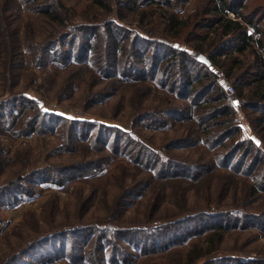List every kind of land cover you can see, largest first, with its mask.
Returning a JSON list of instances; mask_svg holds the SVG:
<instances>
[{"label": "trees", "instance_id": "1", "mask_svg": "<svg viewBox=\"0 0 264 264\" xmlns=\"http://www.w3.org/2000/svg\"><path fill=\"white\" fill-rule=\"evenodd\" d=\"M191 1L88 0L81 19L73 22L64 0H0V138L55 135L58 151L70 157L30 168L27 148L10 155L0 141V173L18 164L14 176L0 182V205L32 197L30 184L37 179L67 189L118 161L108 218H87L81 206L73 227H67L70 221L54 224L48 208L49 228L11 250L0 264H119L118 252L129 248L124 241L130 231L166 236L143 253L166 251L190 238H206L217 249L224 234L248 231L264 237V0H200L179 16ZM23 10L48 25L40 39L30 22L19 39L14 17ZM24 52L28 59L23 61ZM198 55L209 66L199 63ZM21 65L26 87L36 90L41 83L34 69L63 70L56 101L80 114L114 98L108 119L117 121L127 90L128 129L42 110L15 90ZM80 79L85 91L72 100ZM243 130L253 137L240 138ZM155 131L170 134L154 143L146 132ZM187 150L202 153L192 158L182 154ZM190 192L196 200L191 206ZM94 194L95 188L82 205ZM142 199L143 227L126 225L122 210ZM212 250L194 248L185 264H198ZM223 262L264 264V254L213 256L200 264Z\"/></svg>", "mask_w": 264, "mask_h": 264}, {"label": "rangeland", "instance_id": "2", "mask_svg": "<svg viewBox=\"0 0 264 264\" xmlns=\"http://www.w3.org/2000/svg\"><path fill=\"white\" fill-rule=\"evenodd\" d=\"M88 0H64L65 4L71 10V20L79 21L84 14V7ZM200 0H193L190 3L181 6L179 16L188 15L197 6ZM151 8V7H150ZM149 9V8H148ZM145 8V11L148 10ZM73 14V16H72ZM158 18H155L157 20ZM73 21V22H74ZM30 22L38 32V39L48 29V25L36 18L35 16L21 11L20 14H16L14 17V26L17 30L18 37L21 40L23 36L24 24ZM23 49V48H22ZM28 54L24 52L22 60H27ZM18 83L15 88L19 94L23 93L28 99L36 100L40 108L44 111H52L58 115L67 117L69 119H87L105 122L109 125H115L123 129H128L130 124L129 112L130 105L128 101L129 92L124 91L123 98V110L117 121H112L109 118L111 105L114 103V98L108 102L100 104L90 110L89 113L80 114L78 110L70 107H64L57 103L55 98V92L58 89L62 79L65 77V72L56 66H52L43 71L34 69L37 76V82L41 83L40 88L37 90L33 87H26V79L28 75L24 72L23 65L19 67ZM225 88L229 86L224 82ZM24 92H21L24 90ZM85 91V79H80L72 92V100L78 99ZM2 93V87L0 84V97ZM233 94V93H232ZM154 141L159 143L170 132L155 131L152 133L146 132ZM253 137L249 132L243 130L240 138ZM0 141L5 143L9 149L8 153L13 155L20 149L27 148L26 151L29 155V159L32 161L30 168H40L48 166L49 163H59L60 161L68 160L70 157L66 154H61L58 151L60 142L55 135H32L27 138L19 137L15 140H9L7 138H0ZM197 153H202L200 150H187L183 151V155L194 158ZM16 164L14 167L6 166L0 173V182L14 176L17 170ZM118 161L108 166L103 174L95 178H89L84 181L74 182L67 189H59L50 185L46 179H37L34 185L30 184L31 189L35 192L32 197L25 196L23 201L16 205H0V262L4 260L7 253L13 249L19 248V246L25 242L28 238L34 237L39 230L45 231L49 228V224L46 220L48 208L53 211L52 221L54 224L63 222L64 220L70 221L67 227H73L70 225L74 223L77 217V209L81 206H86L85 216L89 218L90 215L94 216L95 220L102 221L108 218L109 207L113 196L116 194V183L114 175L117 172ZM41 181V182H40ZM95 188L94 198L87 204L82 205V199L90 194ZM103 192L106 196H103ZM21 199V196H17ZM189 206L196 203L194 196L189 193L188 196ZM132 202L129 207L122 210L120 220L128 221L126 225L136 223L138 226H133L140 229L144 221V199L139 206ZM168 204V203H166ZM52 205V207H49ZM167 206H161V209ZM173 210L172 206H169ZM160 209V210H161ZM120 221V222H121ZM131 227V228H133ZM130 229V228H129ZM252 232H238L232 234H224L217 249L209 243V240L203 238L195 241V238H190L182 245H173L166 251L143 253L149 251L154 244L164 242L166 236L156 233L153 234L149 230L143 232L130 231L125 239V243L129 248H123L122 253L118 252V258H120L119 264H185L187 254L193 252L194 248H201L207 251L212 248V252L207 256L201 257L198 260V264L203 263L206 259L213 256L223 255H235L256 258L264 254V237H253ZM169 236V234H167ZM164 237V238H163ZM146 238V239H145ZM163 238V239H162ZM146 241V242H145ZM142 249L144 251H142ZM143 253V254H141ZM50 264H67L64 260H54ZM229 264V263H222ZM233 264V263H232Z\"/></svg>", "mask_w": 264, "mask_h": 264}, {"label": "built area", "instance_id": "3", "mask_svg": "<svg viewBox=\"0 0 264 264\" xmlns=\"http://www.w3.org/2000/svg\"><path fill=\"white\" fill-rule=\"evenodd\" d=\"M229 17H233V15L230 14ZM247 32H248V34H253V30H252V28L247 27ZM226 90H227V92H228L229 94H232V93H233V88H232L230 85L227 86Z\"/></svg>", "mask_w": 264, "mask_h": 264}, {"label": "water", "instance_id": "4", "mask_svg": "<svg viewBox=\"0 0 264 264\" xmlns=\"http://www.w3.org/2000/svg\"><path fill=\"white\" fill-rule=\"evenodd\" d=\"M197 61L199 63H202V64L206 65V66H209V64H210L209 61L203 55H198L197 56Z\"/></svg>", "mask_w": 264, "mask_h": 264}]
</instances>
